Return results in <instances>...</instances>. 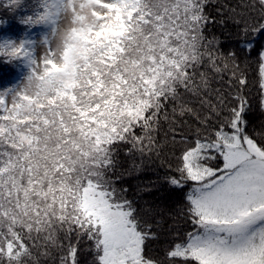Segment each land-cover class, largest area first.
<instances>
[{
	"label": "snow or ice",
	"instance_id": "snow-or-ice-1",
	"mask_svg": "<svg viewBox=\"0 0 264 264\" xmlns=\"http://www.w3.org/2000/svg\"><path fill=\"white\" fill-rule=\"evenodd\" d=\"M21 11L51 31L0 92V264H264V0Z\"/></svg>",
	"mask_w": 264,
	"mask_h": 264
},
{
	"label": "trees",
	"instance_id": "trees-1",
	"mask_svg": "<svg viewBox=\"0 0 264 264\" xmlns=\"http://www.w3.org/2000/svg\"><path fill=\"white\" fill-rule=\"evenodd\" d=\"M27 13L19 12L16 14L0 12V44L10 36L17 37L22 41H30L34 38L46 36L51 30L50 25L28 26L20 22V18ZM0 69H5L9 74V79L0 84V88L8 89L18 86L25 79L28 68L24 61H17L14 64L4 62V58H0Z\"/></svg>",
	"mask_w": 264,
	"mask_h": 264
},
{
	"label": "clouds",
	"instance_id": "clouds-1",
	"mask_svg": "<svg viewBox=\"0 0 264 264\" xmlns=\"http://www.w3.org/2000/svg\"><path fill=\"white\" fill-rule=\"evenodd\" d=\"M7 43L11 46V52L7 57H5L4 62L8 64H14L17 61L20 60V53L18 51L20 47V43H16L14 40L13 41H7ZM4 44V43H3ZM14 53V55L12 54Z\"/></svg>",
	"mask_w": 264,
	"mask_h": 264
},
{
	"label": "rangeland",
	"instance_id": "rangeland-1",
	"mask_svg": "<svg viewBox=\"0 0 264 264\" xmlns=\"http://www.w3.org/2000/svg\"><path fill=\"white\" fill-rule=\"evenodd\" d=\"M51 31V30H50ZM49 31V32H50ZM49 32H48V34H49ZM47 34V35H48ZM46 35V36H47ZM46 36H41V37H39V38H34V39H32V40H30V41H32V42H34V45H33V47H38L39 46V44H40V42L46 37ZM15 41L16 43H21L22 42V40H20V39H18L17 37H14V36H10L9 38H6V40L5 41H3V43H5V42H7V41ZM38 54V53H37ZM24 80V79H23ZM22 80V81H23ZM21 84V83H20ZM19 84V85H20ZM18 85V86H19ZM18 86H16V87H13V88H17ZM8 89H12V88H8ZM5 90H7V89H2V88H0V92H3V91H5Z\"/></svg>",
	"mask_w": 264,
	"mask_h": 264
}]
</instances>
